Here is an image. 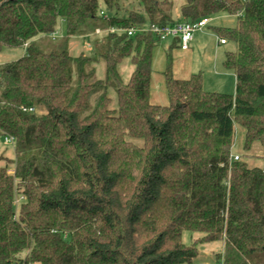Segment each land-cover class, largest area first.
Here are the masks:
<instances>
[{
    "label": "trees",
    "instance_id": "obj_1",
    "mask_svg": "<svg viewBox=\"0 0 264 264\" xmlns=\"http://www.w3.org/2000/svg\"><path fill=\"white\" fill-rule=\"evenodd\" d=\"M102 1L0 0V53L25 49L0 64V136L16 139L15 157L0 155V264H197L208 242H222L218 262L264 264V167L232 153L236 123L245 149L264 146V0H138L123 14ZM222 12L237 18L215 28L237 43L224 60L234 94L205 90L201 74L175 77L171 39L169 104H154L155 48L167 41L96 33ZM60 18L65 41L44 40ZM84 30L94 47L75 56L69 40ZM185 230L202 236L187 245Z\"/></svg>",
    "mask_w": 264,
    "mask_h": 264
},
{
    "label": "rangeland",
    "instance_id": "obj_2",
    "mask_svg": "<svg viewBox=\"0 0 264 264\" xmlns=\"http://www.w3.org/2000/svg\"><path fill=\"white\" fill-rule=\"evenodd\" d=\"M138 0H119L120 14L125 10L133 7L139 8ZM101 6L105 8V4L101 0ZM179 7V6H178ZM180 10V8H178ZM107 12V10H106ZM214 21L203 30L195 33L197 41L205 43L207 41V48H199V50L191 49L184 51L180 47L172 50L173 56V74L177 78H188L191 74H201L204 79V88L207 91L222 92L234 94L236 92V77L234 71L224 65L226 51L237 50V43L228 40L227 45L218 44L217 41L220 34L216 33L217 27H233L236 25L237 18L234 15L222 12L213 16ZM94 31V29H92ZM57 37L45 38L46 41L55 42L59 44L65 41L66 25L63 19H59L57 27ZM104 34L100 33L99 36ZM94 32L88 34L87 30L80 35L74 36L69 40V48L71 54L77 56L81 53L89 54L94 45L92 44L95 38ZM194 36V37H195ZM43 41L46 45L47 42ZM168 42H164L155 48L154 62H153V77L151 86V102L159 105L169 104V96L165 87V71L169 65L168 58ZM47 46V45H46ZM217 46H220L217 48ZM48 49V48H47ZM194 50V51H193ZM25 49L16 48L9 49L0 53V64L9 60L19 58ZM96 74L94 79H103L106 76L105 63L99 61L96 63ZM133 71V64L131 58L125 59L120 65V72L125 81H128ZM109 96L112 99V107H117V93L114 88H109ZM234 145L232 147L233 155H239L251 166L264 167V146L255 143L250 150L245 149V129L238 123L235 125ZM6 155L9 158L15 157V149L11 144L4 142L3 136H0V155ZM5 161H1L0 165ZM14 173V169L11 170ZM19 202L21 197L17 198ZM16 202V201H15ZM201 233L185 230L182 233L183 242L191 245L194 240L200 238ZM199 250L202 255L198 257L197 264H218L217 253L223 250L222 242H208L199 245Z\"/></svg>",
    "mask_w": 264,
    "mask_h": 264
},
{
    "label": "built area",
    "instance_id": "obj_3",
    "mask_svg": "<svg viewBox=\"0 0 264 264\" xmlns=\"http://www.w3.org/2000/svg\"><path fill=\"white\" fill-rule=\"evenodd\" d=\"M101 15L104 17H108V13L105 11H101ZM212 18L211 17H205L202 18L196 22H189L187 20H180L178 22L167 24V25H149V26H132L128 29H121L117 27H109L106 30H103L101 28L96 29V33L100 34L105 31L108 32H116V31H127L129 35H134L139 32H151L155 36H158L162 41H168L171 39H179V47L186 51L189 50L191 47V42L194 39L195 33L203 28H206ZM57 32L53 33L52 35L54 37H57ZM222 43L226 42V39H221ZM4 142L7 144H11L15 146L16 139L12 135H5L4 136ZM240 157L239 155H234V159L238 160ZM12 172V171H11ZM22 199V197H21ZM16 205L19 204V200L16 199ZM15 264H25L24 261L17 262ZM218 264H224L223 261L218 262Z\"/></svg>",
    "mask_w": 264,
    "mask_h": 264
},
{
    "label": "crops",
    "instance_id": "obj_4",
    "mask_svg": "<svg viewBox=\"0 0 264 264\" xmlns=\"http://www.w3.org/2000/svg\"><path fill=\"white\" fill-rule=\"evenodd\" d=\"M214 19L215 18H213L212 17V20L211 21H214ZM203 29H205V28H203ZM203 29H201V30H203ZM196 36L194 37V39H193V41L191 42V47H190V49L189 50H186V51H190L191 49H193V47L195 48V50H199V48L201 47V48H207V41L205 42V43H203L202 41H197L196 40ZM223 37H220L219 38V40L217 41V43L220 45V44H222V45H227L228 44V40H226V42L225 43H222L221 42V39H222ZM169 42L171 41V40H168ZM167 41V42H168ZM169 45H170V43H169ZM169 45H168V48H169ZM220 46H217V48H219ZM194 51V50H193ZM235 74V73H234Z\"/></svg>",
    "mask_w": 264,
    "mask_h": 264
}]
</instances>
